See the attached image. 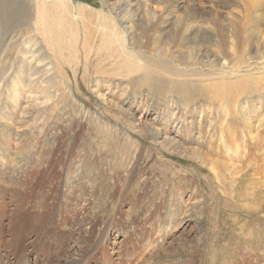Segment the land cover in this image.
<instances>
[{"label": "rangeland", "instance_id": "rangeland-1", "mask_svg": "<svg viewBox=\"0 0 264 264\" xmlns=\"http://www.w3.org/2000/svg\"><path fill=\"white\" fill-rule=\"evenodd\" d=\"M3 1L0 264H264V0ZM78 7L126 22L123 42L148 61L205 77L178 95L95 84L47 29L68 18L75 45ZM21 20L30 34L11 30ZM71 196L86 213L68 210ZM35 238L40 252L16 262Z\"/></svg>", "mask_w": 264, "mask_h": 264}, {"label": "bare ground", "instance_id": "bare-ground-1", "mask_svg": "<svg viewBox=\"0 0 264 264\" xmlns=\"http://www.w3.org/2000/svg\"><path fill=\"white\" fill-rule=\"evenodd\" d=\"M57 1V0H56ZM4 2L3 0H0V4ZM66 0H60V5L59 8L63 11V12H67V3H65ZM17 4V3H16ZM25 4V3H24ZM3 5V4H1ZM0 5V6H1ZM125 7V6H124ZM124 7H120L119 8V13H121L124 9ZM116 8V7H115ZM28 9V8H27ZM77 11V16L75 18H72V20H79L80 21V26L82 27V30L79 32V34L76 33V36H78V38H81V46L80 48H78L77 41L79 40L78 38H76V42L75 45H72L73 42L70 41L69 37L71 38L72 36L69 34L67 37L68 39L66 40L64 37L67 35L66 33L69 32L70 30H72L73 28H75L74 26L71 25V23L69 22L68 18L64 19L61 22V26L58 28L57 31H55L53 29V31H51V26H47V29L50 32V35L52 38V42L54 47L56 48V50L59 52V54L61 55L60 58L63 61V63L67 66V65H71L72 63H74L76 60H78L77 62H80L78 57H79V53L82 54V67L84 68V70L88 71L90 68L93 70L92 74H95V78H94V83L98 85V82H103L106 81L103 79V77L101 76H110V77H118L119 79H125L127 80V84L132 85V86H139V88L141 89V87H146V88H151L152 85H172L170 86L171 90H169V93H172L173 95H178L180 94V92H178L179 90H181L183 88V86H187L189 84H191L192 86L197 85L196 84V80H193L191 78H200L205 77V75H199L198 73H188V74H183L182 72H180L179 70H172V68L166 67L167 63L165 62V59L163 60V58L157 59L156 61H148L147 58L143 57L141 55V52L138 47H129L127 45H125V43L123 42L124 39L122 38L123 35H128V31H129V27L127 26V23L125 22V26H123L121 29L119 26L121 25H117L116 23H114L111 18H107L105 16H102L98 13H94L91 10H87L83 7H78L75 9ZM73 11V10H72ZM29 12V11H28ZM5 13V12H4ZM23 13V12H22ZM112 14V13H111ZM14 15V14H13ZM68 16V15H67ZM112 16V15H111ZM25 17V16H24ZM64 17V16H63ZM122 17V16H121ZM131 17V16H130ZM120 20H124V18H120ZM16 22V21H15ZM55 22V21H54ZM118 22V20H117ZM40 24V23H39ZM63 24V25H62ZM2 25L0 24V27ZM10 26V25H9ZM12 26V25H11ZM39 26V25H38ZM2 28V27H1ZM51 28V29H50ZM32 29V25L30 24L29 20H21L19 22L16 23V25H14L12 27V31L15 33H29L30 34V30ZM145 29V28H144ZM75 32V31H74ZM73 32V33H74ZM144 32V31H143ZM70 33V32H69ZM32 34V33H31ZM38 34V33H37ZM145 33H143L144 35ZM183 34V33H182ZM147 37V36H144ZM39 38V37H38ZM42 38V37H41ZM75 38V37H74ZM31 39L29 37L28 40H26L24 42L26 47L35 46V43H31ZM112 40H116V44L118 47H116L115 45L112 46V44H115L114 41ZM35 41V40H34ZM37 41V40H36ZM80 41V40H79ZM41 42V41H40ZM157 42V41H156ZM47 43V42H46ZM80 44V43H79ZM36 45H39L38 42ZM41 45V44H40ZM154 46V45H153ZM51 47V44H50ZM75 47V48H74ZM35 48V47H34ZM91 48L94 50V54L92 56H90L91 54ZM25 49V48H24ZM42 49V48H41ZM176 49V48H175ZM30 50V49H29ZM29 50H25L24 54L29 52ZM39 50V49H38ZM73 50L75 51L73 54ZM136 50V51H135ZM103 51V52H102ZM168 51V50H167ZM200 51V50H199ZM31 52V51H30ZM151 52V51H150ZM154 52V51H153ZM143 53V52H142ZM156 53V52H155ZM78 54V55H77ZM152 54V53H151ZM158 54V53H157ZM160 54V53H159ZM158 54V55H159ZM29 56V55H28ZM34 56V55H33ZM163 56H164V52H163ZM39 57V56H38ZM81 57V56H80ZM175 58V57H174ZM75 59V61H74ZM34 60V59H33ZM81 60V59H80ZM32 61V60H31ZM45 61V60H44ZM74 61V62H73ZM43 62V61H42ZM175 65V64H174ZM173 66V65H172ZM78 67V66H77ZM179 68V67H178ZM180 69V68H179ZM182 70V69H180ZM27 75V74H26ZM90 76H88L87 78H89ZM102 80V81H101ZM89 82V81H88ZM26 83L28 84V82L26 81ZM25 83V84H26ZM207 84V83H206ZM221 85H228L227 83H220ZM242 84V83H241ZM233 87L236 88H241L238 84V82H235L234 84H231ZM124 86V84H123ZM243 86V85H242ZM247 86V85H246ZM244 87V86H243ZM138 88V89H139ZM145 88V89H146ZM157 88V87H156ZM201 88V87H200ZM249 88V87H248ZM98 89V88H97ZM165 88L163 87V90ZM204 89V88H203ZM254 89V88H253ZM148 90V89H147ZM242 90L244 92H248L247 88H242ZM97 91V90H96ZM142 91V89H141ZM229 91V90H228ZM227 91V92H228ZM256 91V90H255ZM158 92V91H157ZM150 93V92H149ZM156 93V92H155ZM175 93V94H174ZM202 93V92H201ZM200 93V94H201ZM221 93V92H220ZM199 94V95H200ZM202 94H206L205 92ZM224 94V93H223ZM169 95V94H168ZM167 95V96H168ZM203 96V95H202ZM173 97V96H172ZM175 97V96H174ZM194 98V97H193ZM99 99V98H98ZM171 99V98H170ZM176 99V98H175ZM179 99V98H178ZM177 100V99H176ZM185 100V99H184ZM146 101V100H145ZM172 101V100H171ZM182 101V99H181ZM165 104V103H164ZM168 104V103H167ZM178 108V107H177ZM181 110V109H180ZM133 115V114H132ZM132 130V128H130ZM135 141V140H134ZM133 141V139L131 140L130 138H128V143L135 148L136 144ZM126 142V141H125ZM133 148V149H134ZM26 179L25 177L23 178V180ZM17 183V182H15ZM23 183V182H22ZM19 184V183H18ZM12 186V185H11ZM20 186V185H18ZM64 186V185H63ZM23 187V186H22ZM15 188V187H14ZM14 190V189H13ZM18 190V189H17ZM16 190V191H17ZM25 192V191H23ZM64 195V194H62ZM13 196V195H12ZM83 197V194L81 195ZM69 201L71 202L68 205V210L71 211H77V212H83L86 213L87 212V201L84 200L83 198L81 200L74 198L73 196L68 197ZM40 199V198H39ZM44 200V199H43ZM59 201V200H58ZM17 202V201H16ZM66 206V205H65ZM18 207V206H17ZM16 208V207H15ZM44 208V207H43ZM66 210V209H65ZM113 210V209H112ZM115 211V210H114ZM17 211L14 210L13 213H16ZM38 212V211H37ZM114 213V212H113ZM112 213V214H113ZM12 214V213H11ZM70 214V213H69ZM116 214V213H115ZM6 215V213H5ZM48 215V214H47ZM65 215V214H63ZM72 215V214H71ZM111 215V214H110ZM109 215V216H110ZM56 216V215H55ZM85 216V215H83ZM108 216V217H109ZM112 216V215H111ZM67 218V217H64ZM73 218V217H72ZM110 218V217H109ZM2 218L0 217V221ZM112 219V218H111ZM64 221V220H63ZM79 222V221H77ZM91 223H87L86 225L88 227H90L87 230H92L94 222L90 221ZM43 223V222H42ZM54 223V222H53ZM68 223H72L70 222V219L68 220ZM125 223V222H124ZM134 223V222H133ZM2 224V223H1ZM137 224V223H136ZM53 225V224H52ZM69 225V224H68ZM84 225V226H86ZM42 226V225H41ZM70 226V225H69ZM76 226V225H74ZM111 226V225H110ZM109 227V225H108ZM133 227V226H132ZM1 228V226H0ZM13 228V227H12ZM78 228V227H77ZM80 228V227H79ZM87 228V227H86ZM119 228V227H118ZM32 229V228H31ZM46 230V235L44 237V239L46 240L45 242L48 243L49 239L48 236H51L50 234V229L49 227H45L43 228V230ZM58 229V228H57ZM70 229V228H69ZM81 229V228H80ZM133 229V228H132ZM2 230V229H1ZM36 230V229H35ZM42 230V228H39L37 230V232L35 231V237H38V233ZM110 230V229H108ZM29 231V230H28ZM77 231H80L79 229ZM134 231V230H133ZM119 232V231H118ZM2 233V232H1ZM8 234V233H7ZM92 234V231L91 233ZM128 234V233H127ZM2 235V234H0ZM126 237V236H125ZM129 238V237H128ZM41 239V238H40ZM28 240V239H27ZM31 240V239H30ZM34 242H32L30 244L29 247L27 248H21V247H14L15 251L13 252V254H17L18 251L22 250V255H16V262L21 263L24 262L25 259L27 260L28 258H26L25 256H29L32 253H37L36 249L39 248L35 245V241L36 238L33 240ZM18 244V243H17ZM42 244V241H41ZM2 245V244H1ZM0 251H1V247H0ZM40 252V251H39ZM11 253V252H10ZM27 253V254H26ZM83 254V253H82ZM42 255V254H41ZM107 257V256H106ZM20 258L21 261H20ZM71 264V263H70Z\"/></svg>", "mask_w": 264, "mask_h": 264}]
</instances>
